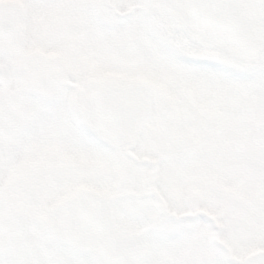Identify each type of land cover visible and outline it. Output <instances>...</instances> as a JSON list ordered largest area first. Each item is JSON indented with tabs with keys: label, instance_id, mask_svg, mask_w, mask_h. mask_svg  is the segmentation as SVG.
Masks as SVG:
<instances>
[{
	"label": "rangeland",
	"instance_id": "374dc122",
	"mask_svg": "<svg viewBox=\"0 0 264 264\" xmlns=\"http://www.w3.org/2000/svg\"><path fill=\"white\" fill-rule=\"evenodd\" d=\"M92 1L0 0L24 31L20 55L0 56V264H145L151 234L170 233L162 218L194 216L203 229L159 264L262 254L264 90L135 70L102 45Z\"/></svg>",
	"mask_w": 264,
	"mask_h": 264
},
{
	"label": "snow or ice",
	"instance_id": "6c2138e0",
	"mask_svg": "<svg viewBox=\"0 0 264 264\" xmlns=\"http://www.w3.org/2000/svg\"><path fill=\"white\" fill-rule=\"evenodd\" d=\"M227 0H146L145 8L153 17L159 36L154 35L145 25L143 14L135 10L127 15H117L114 9L123 10L127 5L115 0H101L103 21L99 24L101 43L110 55L124 59L138 71H152L159 75L175 73L181 77L184 87H193L202 79L211 78L225 87L237 85L252 86L254 90H264V45L258 46L250 67L244 72L230 71L221 64L207 60L193 59L183 55V51H199L204 48L219 50L221 53L232 47L228 36L230 26L220 18L206 17L204 13L226 6ZM254 7H260L259 4ZM180 17L174 21L170 13ZM181 51H175L173 45ZM116 45L115 48L112 46ZM100 56V53H97ZM71 90L66 91V95ZM89 146L111 151L95 137H89ZM186 166V162L185 165ZM207 222L200 216L181 220L162 218V224L170 229L167 235L152 233L153 245L147 250L145 264H159L161 247L175 250L188 236L197 235ZM221 235L231 239V230L225 229ZM259 236L264 243V230L259 228L257 218L255 229L250 237L256 242ZM60 264H89L86 257H72ZM186 264H214L212 261L192 259ZM249 264H264V257Z\"/></svg>",
	"mask_w": 264,
	"mask_h": 264
},
{
	"label": "flooded vegetation",
	"instance_id": "af4514ba",
	"mask_svg": "<svg viewBox=\"0 0 264 264\" xmlns=\"http://www.w3.org/2000/svg\"><path fill=\"white\" fill-rule=\"evenodd\" d=\"M236 1V16L238 17L239 26H238V37L237 41H231L232 47L227 51L221 53L219 50H212L208 48L201 49L199 51L195 50H188L183 51L182 54L188 56L189 58L193 59H200V60H207L211 62H216L221 64L226 69L233 71L234 69L238 72L246 71L251 64L252 57L256 52L258 46L264 45V0H235ZM100 0H93L90 5V12L92 11L93 18L96 21V28L99 29V24L103 21V13L102 10L98 7ZM141 7L138 6H131L126 12L116 13L117 15L123 16L127 15L135 10H139L144 17L145 25L152 31L154 35L159 36V32L155 27L154 20L152 15L143 8L144 3L146 0H140ZM259 4L260 7H254V5ZM171 18L174 21H179L180 17L177 16L175 12L170 13ZM10 17L5 15L4 13H0V46L4 43L9 44V50L4 53L0 54L1 57L8 56V57H17L22 52V44H23V37L24 31L21 27V24L15 22L14 20H10ZM19 46L18 54L12 56L11 51ZM173 49L175 51H181L179 45H173ZM243 62V65L237 66L235 62ZM1 66V65H0ZM4 67V66H1ZM7 72V68H6ZM9 73V72H7ZM9 75V74H8ZM7 86L0 85V88L5 89ZM142 103H140L141 105ZM119 104L114 105L111 108L113 114L114 111L119 108ZM140 107V106H139ZM124 108V107H123ZM88 110V111H87ZM85 109L84 114L80 115L82 118L85 119L84 116L90 112L89 109ZM84 111V110H83ZM124 111L127 113L129 108H124ZM134 111V110H132ZM255 113L254 109L248 111V114L253 115ZM163 114V113H162ZM164 116V114H163ZM160 119H163L160 118ZM220 250L224 254V260L228 264H249L250 261H255L261 257H264V252L262 254H256L253 257H249L248 259H244V261L233 260L230 256L229 252L225 249L224 246H219Z\"/></svg>",
	"mask_w": 264,
	"mask_h": 264
},
{
	"label": "water",
	"instance_id": "95a60500",
	"mask_svg": "<svg viewBox=\"0 0 264 264\" xmlns=\"http://www.w3.org/2000/svg\"><path fill=\"white\" fill-rule=\"evenodd\" d=\"M236 1L235 0H227L226 6L222 8H218L215 10L208 11L204 13L206 17H212V18H220L223 23L226 26L231 27V31L229 33V40L230 41H237L239 39L237 33H238V26H239V20L238 17L236 16ZM9 44L4 43L2 46H0V54H4L9 50ZM19 46L14 48L11 52V55L14 56L18 54L19 51ZM9 78L7 76V72L5 67H0V84L3 86L8 85ZM82 115H84V112L82 110ZM70 239L72 242L76 244H81L83 242V238L81 233L78 230H74L73 233L70 236Z\"/></svg>",
	"mask_w": 264,
	"mask_h": 264
}]
</instances>
